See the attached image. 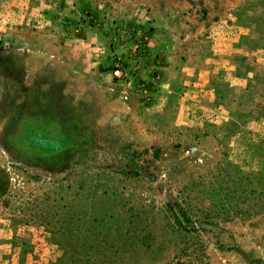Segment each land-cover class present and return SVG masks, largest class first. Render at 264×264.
<instances>
[{
    "label": "rangeland",
    "instance_id": "1",
    "mask_svg": "<svg viewBox=\"0 0 264 264\" xmlns=\"http://www.w3.org/2000/svg\"><path fill=\"white\" fill-rule=\"evenodd\" d=\"M0 264H264V0H0Z\"/></svg>",
    "mask_w": 264,
    "mask_h": 264
}]
</instances>
